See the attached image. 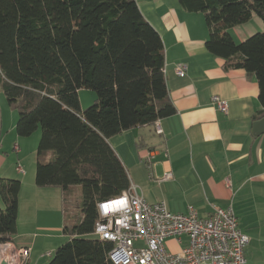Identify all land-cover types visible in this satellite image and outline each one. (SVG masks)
Here are the masks:
<instances>
[{"label":"trees","instance_id":"trees-1","mask_svg":"<svg viewBox=\"0 0 264 264\" xmlns=\"http://www.w3.org/2000/svg\"><path fill=\"white\" fill-rule=\"evenodd\" d=\"M178 2L203 14L205 47L225 69L254 76L263 117L264 0ZM253 15L263 31L236 42L228 29ZM163 70L162 39L135 0H0V91L17 112L19 137L40 128L35 185L81 190L78 214L71 206L65 213L67 240L47 264H112V245L93 235L96 203L119 195L129 181L107 140L175 113ZM81 89L95 93L84 110ZM20 186L0 178V243L16 232Z\"/></svg>","mask_w":264,"mask_h":264},{"label":"crops","instance_id":"crops-1","mask_svg":"<svg viewBox=\"0 0 264 264\" xmlns=\"http://www.w3.org/2000/svg\"><path fill=\"white\" fill-rule=\"evenodd\" d=\"M135 1L162 39L163 71L175 113L125 130L107 142L128 181L146 202H164L176 214L191 208L201 218L214 208H231L239 229L249 238L246 264H264V133L254 134L255 122L264 116L258 115L262 107L257 81L244 70L225 69L224 61L207 51L208 28L202 13L184 10L178 0ZM259 21L253 24L256 29L263 26ZM250 29L236 32L246 36ZM177 65L185 66L183 77L176 74ZM212 96L225 100L226 112L216 108ZM79 104L83 110L84 105ZM3 129L0 118V140ZM3 148L1 145L0 176L12 175L21 183L16 232L8 241L30 248L24 264H46L45 259L50 258L46 254L54 251L52 244L67 238L59 233L70 207L67 196L58 187H37L33 175H19L17 167L11 169ZM165 172L171 178L158 181ZM41 217L54 221L49 225ZM168 244L179 249L173 241Z\"/></svg>","mask_w":264,"mask_h":264},{"label":"built area","instance_id":"built-area-1","mask_svg":"<svg viewBox=\"0 0 264 264\" xmlns=\"http://www.w3.org/2000/svg\"><path fill=\"white\" fill-rule=\"evenodd\" d=\"M179 77L185 66L177 65ZM211 102L222 112L227 103L218 96ZM158 132H161L159 129ZM14 150H18L15 145ZM18 172H22L17 167ZM171 178L165 172L158 181ZM115 198V199H114ZM117 209L107 213L108 210ZM98 218L93 235L112 247V264H246L245 247L249 238L238 227L231 208H214L205 218L191 208L185 214L170 212L164 202L148 203L129 181L128 188L115 197L96 203ZM173 241L179 249L168 244ZM30 248L0 243V264H24ZM50 256V253L46 254Z\"/></svg>","mask_w":264,"mask_h":264},{"label":"rangeland","instance_id":"rangeland-1","mask_svg":"<svg viewBox=\"0 0 264 264\" xmlns=\"http://www.w3.org/2000/svg\"><path fill=\"white\" fill-rule=\"evenodd\" d=\"M257 20H260V19L256 15H253V17L247 23H244L242 25L244 27H241V25H240V27L237 26L238 28H245V29L251 28L247 32L248 34L246 36L242 35L241 37H239L237 32H236V30H238L237 27H234L237 29H234V28L228 29V33L234 38V40L236 42H241L244 39H246L247 37H249V36H251L257 32L263 31V26H260L258 29H256L255 26L253 25L254 22H257ZM259 22H261V21H259ZM245 26H247V27H245ZM78 96L80 97L79 103L81 101V104L84 105L85 108L88 107L92 103V101L95 99V93L92 90H88V89H81L78 93ZM85 108H83V110ZM0 118H1L2 124L4 126V129L2 130V133H1L0 146L2 145L4 148H6V152H8V157L10 158V162H11V169L16 170V167H20L22 169V172L21 173L19 172V175L24 176L26 174V175H28V177H32V175L34 176L35 168H36L35 151L37 148V143L40 139V134H41L40 128H38V130L33 132L28 137H20L19 138L16 135V131H15V124L17 121V112L14 109H12L11 107H9V105L6 101V98H5L4 94L2 93V91H0ZM9 132H11L10 135H8ZM4 135H6V136L4 137V141L2 142V138ZM17 138H19V140H20L19 142L17 141ZM15 142H17L18 144H16ZM15 145L18 147V150L19 149H20V151L22 150V153H20V154L16 153V151L14 150ZM0 178L14 179V180L20 181L18 178H16L15 176H12V175L0 176ZM80 193H81V190H80L79 186H72V188L66 194L69 201H71V203L69 205L73 208L72 210H73V213H75V214L76 213L78 214V201L80 198ZM3 208H4V205L0 204V209H3ZM40 219L42 220V222L50 221V222H48V224L53 223L52 221H54L53 218H48V220H45V218L41 217ZM59 233L60 234L62 233L61 230H59ZM65 240H63V242H58L56 244L55 243L52 244L54 247L53 250H55L62 243H64ZM45 260L48 263L49 257H47Z\"/></svg>","mask_w":264,"mask_h":264},{"label":"water","instance_id":"water-1","mask_svg":"<svg viewBox=\"0 0 264 264\" xmlns=\"http://www.w3.org/2000/svg\"><path fill=\"white\" fill-rule=\"evenodd\" d=\"M262 133H264V119L255 122L254 125V134L259 135Z\"/></svg>","mask_w":264,"mask_h":264},{"label":"bare ground","instance_id":"bare-ground-1","mask_svg":"<svg viewBox=\"0 0 264 264\" xmlns=\"http://www.w3.org/2000/svg\"><path fill=\"white\" fill-rule=\"evenodd\" d=\"M114 199H115V198H114ZM115 210H117V209H111V210H108L107 213L114 212Z\"/></svg>","mask_w":264,"mask_h":264}]
</instances>
